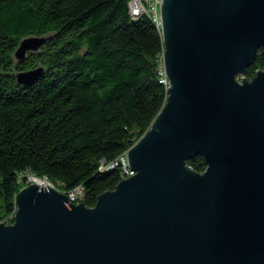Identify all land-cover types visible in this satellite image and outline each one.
Masks as SVG:
<instances>
[{
    "label": "water",
    "instance_id": "95a60500",
    "mask_svg": "<svg viewBox=\"0 0 264 264\" xmlns=\"http://www.w3.org/2000/svg\"><path fill=\"white\" fill-rule=\"evenodd\" d=\"M168 100L94 208L36 182L0 223V264H264V0H161ZM47 39H24L22 61ZM43 70L17 74L36 82ZM206 164L195 173L188 161ZM31 181V179H30Z\"/></svg>",
    "mask_w": 264,
    "mask_h": 264
},
{
    "label": "trees",
    "instance_id": "16d2710c",
    "mask_svg": "<svg viewBox=\"0 0 264 264\" xmlns=\"http://www.w3.org/2000/svg\"><path fill=\"white\" fill-rule=\"evenodd\" d=\"M132 0H0V223L11 224L27 175L94 208L125 179L122 158L168 100L162 29ZM29 37L47 39L15 56ZM245 75L264 71V54ZM42 69L31 85L17 74ZM203 174L200 156L188 161Z\"/></svg>",
    "mask_w": 264,
    "mask_h": 264
},
{
    "label": "built area",
    "instance_id": "2783aa9c",
    "mask_svg": "<svg viewBox=\"0 0 264 264\" xmlns=\"http://www.w3.org/2000/svg\"><path fill=\"white\" fill-rule=\"evenodd\" d=\"M160 5H161V0H132L130 2V12L133 17H139L143 14H148L154 21H156L157 25L161 27V16H160ZM164 68V66H163ZM161 83L167 85L169 87V79L166 75L165 69H163V72L161 73ZM122 163L123 166L126 169V178L135 175V172L131 171L129 169V164L128 159H127V154L125 157L122 158ZM46 182V181H45ZM42 185V186H52L51 183L48 181ZM82 196V190L78 189L72 194H70L68 197L70 200L74 203L75 201L78 200V198ZM79 204V203H76ZM14 216V215H13Z\"/></svg>",
    "mask_w": 264,
    "mask_h": 264
},
{
    "label": "rangeland",
    "instance_id": "374dc122",
    "mask_svg": "<svg viewBox=\"0 0 264 264\" xmlns=\"http://www.w3.org/2000/svg\"><path fill=\"white\" fill-rule=\"evenodd\" d=\"M33 177V175L32 174H29V175H27V179H28V183L30 184V183H32V181H30V179ZM41 180L43 181V184H44V182L46 181L47 182V180L45 179V178H41ZM45 182V183H46ZM42 185V184H41ZM27 186H28V184H27Z\"/></svg>",
    "mask_w": 264,
    "mask_h": 264
},
{
    "label": "bare ground",
    "instance_id": "6f19581e",
    "mask_svg": "<svg viewBox=\"0 0 264 264\" xmlns=\"http://www.w3.org/2000/svg\"><path fill=\"white\" fill-rule=\"evenodd\" d=\"M31 181H32V182H36V183H38V184H40V185H41V184L43 185V181H42L41 179H39V178H35V177H34V178H31Z\"/></svg>",
    "mask_w": 264,
    "mask_h": 264
}]
</instances>
